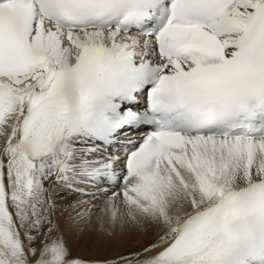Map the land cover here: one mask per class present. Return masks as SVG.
<instances>
[{"label": "snow or ice", "instance_id": "1", "mask_svg": "<svg viewBox=\"0 0 264 264\" xmlns=\"http://www.w3.org/2000/svg\"><path fill=\"white\" fill-rule=\"evenodd\" d=\"M0 264H264V0H0Z\"/></svg>", "mask_w": 264, "mask_h": 264}]
</instances>
